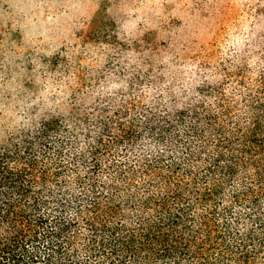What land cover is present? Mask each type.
I'll return each mask as SVG.
<instances>
[{"label":"trees","instance_id":"trees-1","mask_svg":"<svg viewBox=\"0 0 264 264\" xmlns=\"http://www.w3.org/2000/svg\"><path fill=\"white\" fill-rule=\"evenodd\" d=\"M252 1L225 14V49L184 62L177 43L141 42L111 71H79L65 112L0 123V264H264Z\"/></svg>","mask_w":264,"mask_h":264},{"label":"rangeland","instance_id":"rangeland-1","mask_svg":"<svg viewBox=\"0 0 264 264\" xmlns=\"http://www.w3.org/2000/svg\"><path fill=\"white\" fill-rule=\"evenodd\" d=\"M242 4L254 8L252 0H0V123L65 112L79 71H111L140 56L141 42L177 43L184 62L211 43L225 49L234 34L223 19Z\"/></svg>","mask_w":264,"mask_h":264}]
</instances>
